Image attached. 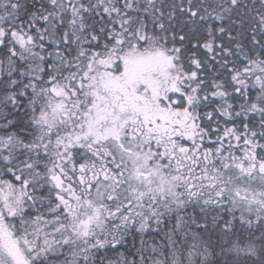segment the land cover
<instances>
[{"label": "snow or ice", "instance_id": "obj_1", "mask_svg": "<svg viewBox=\"0 0 264 264\" xmlns=\"http://www.w3.org/2000/svg\"><path fill=\"white\" fill-rule=\"evenodd\" d=\"M0 264H264V0H0Z\"/></svg>", "mask_w": 264, "mask_h": 264}]
</instances>
